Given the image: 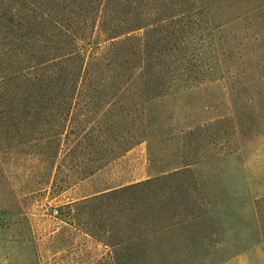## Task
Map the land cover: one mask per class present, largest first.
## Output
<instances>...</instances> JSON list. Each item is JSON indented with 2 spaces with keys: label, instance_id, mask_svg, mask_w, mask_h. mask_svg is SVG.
<instances>
[{
  "label": "rangeland",
  "instance_id": "1",
  "mask_svg": "<svg viewBox=\"0 0 264 264\" xmlns=\"http://www.w3.org/2000/svg\"><path fill=\"white\" fill-rule=\"evenodd\" d=\"M105 1L111 27H141L145 62L190 61L196 71L160 94L142 90L139 79L115 98L76 97L75 126L101 136L100 153L82 133L69 134L70 123L55 137L0 143V264L127 261L131 249L107 241L104 203L75 201L174 169L190 173L163 185L191 186L182 211L194 232L186 244L197 247L206 237L199 242L204 257L188 248V258H180L179 232L165 230L146 236L148 256L135 257L137 264H264V0ZM32 2L40 17L50 0ZM57 5L47 7L53 15ZM5 8L0 0V16ZM27 33L39 37L38 30ZM107 38L98 24L80 45L89 54ZM170 39L181 48L167 46ZM155 44L167 54L150 57ZM23 110L8 126L13 135L29 131ZM42 111L29 121L43 119ZM1 126L0 136L8 135Z\"/></svg>",
  "mask_w": 264,
  "mask_h": 264
},
{
  "label": "trees",
  "instance_id": "2",
  "mask_svg": "<svg viewBox=\"0 0 264 264\" xmlns=\"http://www.w3.org/2000/svg\"><path fill=\"white\" fill-rule=\"evenodd\" d=\"M2 1H5L6 8L0 16V125L6 127L8 135L0 136V143H18L22 140L17 139L18 136L25 135L29 136V141L55 137L64 133L65 126L70 123L69 134L82 133L85 139H89L93 152L100 153L104 144L100 141L101 136H93L92 132L88 134L89 129L75 126L78 120L73 116L77 109L76 97H94L95 93H100L101 97L110 95V98H115L139 79L143 83L142 90L151 95L160 94L176 86L179 77L196 71V66L190 61L186 64L180 61L167 64L145 62V49L137 34L141 27H111L104 10L105 0H50L48 5L41 7L43 13L40 17L33 11L38 6L32 0H17L15 4L11 3L13 0ZM54 4H58L59 10L53 15L47 7ZM20 24L25 31L21 32ZM98 24L109 42L92 53H85L80 43L91 36ZM33 30H38L39 37L27 33ZM168 43L167 46L176 48L175 51L177 46L181 48L171 39ZM157 44L152 45L150 57L167 54L168 47L159 48ZM184 82L191 84V81ZM102 106L106 107L105 104ZM19 108L26 111L27 116L21 124L29 131L13 135L8 128L19 122L13 115ZM42 110H49L50 115H45ZM36 111H42L43 119L29 121ZM34 122L39 126L32 125ZM96 162L102 164L103 159L99 156ZM100 167L95 166L90 174ZM188 173L187 169L170 170L155 179L98 191L74 204L89 203L92 206L104 203L109 245L131 249L127 253V261L119 260L114 264H137L135 257L148 256L146 247H143L148 243L146 236L169 231L173 221L170 210L177 205L186 209L191 203L190 185H163ZM183 243L177 247L185 248L186 242Z\"/></svg>",
  "mask_w": 264,
  "mask_h": 264
},
{
  "label": "crops",
  "instance_id": "3",
  "mask_svg": "<svg viewBox=\"0 0 264 264\" xmlns=\"http://www.w3.org/2000/svg\"><path fill=\"white\" fill-rule=\"evenodd\" d=\"M181 200V199H180ZM173 209H175L173 207ZM173 209L170 210V215L171 218L173 219L172 221V227H171V231L174 233H178L179 237L176 239L177 242L181 243V242H189V235L194 232V230H191V225L193 222V218L188 219L184 217V213L181 209L179 208V206H176L175 212L173 213ZM169 230V231H170ZM200 233V231H199ZM206 237H201V238H197L195 241L197 242V247H189V244H186L185 248H179V246L177 247V250L179 251L180 254H178L180 256V258H188V251H190L188 248H197L198 252H197V258H203L204 257V253L202 252L203 248H201V245L199 244V242H203L205 241Z\"/></svg>",
  "mask_w": 264,
  "mask_h": 264
}]
</instances>
